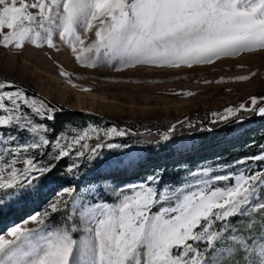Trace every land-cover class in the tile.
I'll use <instances>...</instances> for the list:
<instances>
[{
	"label": "snow or ice",
	"instance_id": "1",
	"mask_svg": "<svg viewBox=\"0 0 264 264\" xmlns=\"http://www.w3.org/2000/svg\"><path fill=\"white\" fill-rule=\"evenodd\" d=\"M26 42L55 51L67 47L86 69L192 68L264 53V0H0V46L19 50ZM240 109L264 117V104ZM59 111L22 86L0 82V215L5 196L19 204L52 191L63 158L72 163L60 175L75 178L81 162L118 147L105 138L129 134L112 126L50 136L46 121ZM174 130L161 139L169 141ZM21 134L29 142L19 143ZM93 139L98 142L90 146ZM235 163L242 166L238 172L190 171L194 180L163 192L151 176L114 191L111 203L82 204L75 189L61 188L44 210L0 234V264H229L233 251L248 253L247 264H264V227L257 244L251 234H234L232 219L264 217V145ZM224 241L233 246L223 247Z\"/></svg>",
	"mask_w": 264,
	"mask_h": 264
},
{
	"label": "rangeland",
	"instance_id": "2",
	"mask_svg": "<svg viewBox=\"0 0 264 264\" xmlns=\"http://www.w3.org/2000/svg\"><path fill=\"white\" fill-rule=\"evenodd\" d=\"M90 42L91 33L85 40V46ZM61 71L69 73L70 77L61 76ZM69 79L72 83L68 82ZM4 81L22 86L29 96L43 99L49 105L79 113L55 114L56 119L47 124L53 131L59 128L56 136L61 132L71 136L91 127L103 129L112 126L133 133L127 126L131 122L162 119L187 124L194 118L201 120L205 127L216 123L223 127L231 120L256 114L252 111V115L244 116L241 105L253 108L264 100V53L222 57L211 64L192 68L137 67L115 72L103 68H84L67 47L55 51L47 47L36 48L26 42L25 47L19 50L10 51L0 46V82ZM73 83L77 87H73ZM85 87L91 91H83ZM252 98H257L256 106L251 104ZM229 108L238 111L227 113ZM225 115L228 119L221 120L220 117ZM252 129L264 134V120L241 121L229 131L210 130L201 136L171 138L167 142L159 140L150 143L130 135L113 137L111 140L105 138L106 143L118 147L102 148L98 158L81 162L74 185L63 188L75 189L74 195L81 198L82 204L111 203L115 199L114 191L145 183L151 176L159 178L158 184L153 187L163 192L194 180L188 175L190 171L211 169L213 175L238 172L242 166L235 162L258 154L264 140L259 142L256 139L244 144L242 153L245 156L195 158L193 162L184 159L195 155L204 146L203 149L210 151V144L216 140L219 149L237 145ZM52 133L49 135L52 136ZM18 142H29V137L21 134ZM97 142L90 140L89 145ZM150 156L158 157V160L149 159ZM68 163L72 161L68 159ZM138 173L144 175L134 180L121 179ZM50 187L52 191L45 190L46 196L42 199H27L19 204H14L12 198L5 196L2 204L5 213L0 215V234L7 233L13 225L21 224L31 214L44 210L47 202L54 199L61 189L58 183ZM232 219L236 228L234 234H243L246 239L251 234L259 243L258 233L264 227V217L257 213L251 218ZM27 226L36 227L32 223ZM222 246L231 247L233 242L224 241ZM245 257L251 259L248 253H245ZM244 261L247 264V260Z\"/></svg>",
	"mask_w": 264,
	"mask_h": 264
},
{
	"label": "trees",
	"instance_id": "3",
	"mask_svg": "<svg viewBox=\"0 0 264 264\" xmlns=\"http://www.w3.org/2000/svg\"><path fill=\"white\" fill-rule=\"evenodd\" d=\"M249 107L245 106V109H248ZM243 110V109H242ZM244 111V116L252 115V111ZM65 112L68 114H79L76 111H67V110H62L60 112H57L56 115L59 116L60 113ZM62 116V115H61ZM264 120V117L262 116H257L255 114L250 118L251 121L255 120ZM176 121V120H175ZM46 123L50 124L49 121H46ZM173 125H175V130L171 134V138H177V137H196V136H201L202 134L208 133L210 130L211 131H229L231 128L234 127L235 124L232 125H226L223 127H220V123H216L214 125H207L206 127L204 126V123L201 120H195L192 118L188 123L184 124H176L174 121L171 120H156V121H136V122H131L127 126L129 130H132L133 133L128 132L130 136H135V137H140L146 142H155V141H161V136L164 132H167ZM58 127H56L52 133V136H56L58 132ZM256 139H259L258 141L264 140V134H261V132H258V129H252L251 131H248V135L243 136L241 141L238 142L237 145H230L229 147H223V148H218L216 145L219 143L217 140L213 141L210 144V151L205 150L202 147L197 150L195 155H189L186 159L187 162H193L195 158H206V159H213L216 157H223V156H234V155H243L245 154L242 153V148L244 144H247L251 141H254ZM149 159L158 160V157H151ZM69 165L68 159L63 158L60 160L57 164L56 172L59 177V186L61 188L68 186V185H74V178L67 177L65 178L64 176L60 175L62 172H64ZM144 175L143 173H138L129 177H121V179L124 180H134L135 178L142 177ZM225 182H219L217 186H224ZM245 253L242 252H237L233 251L232 256L226 257V260L229 262V264H246L245 259Z\"/></svg>",
	"mask_w": 264,
	"mask_h": 264
},
{
	"label": "water",
	"instance_id": "4",
	"mask_svg": "<svg viewBox=\"0 0 264 264\" xmlns=\"http://www.w3.org/2000/svg\"><path fill=\"white\" fill-rule=\"evenodd\" d=\"M14 84V83H13ZM16 85V84H14ZM262 104H264V100L258 105V106H261ZM257 106V107H258ZM254 116V115H253ZM251 117H248V118H237V119H234V120H231L230 122H228L227 124H225L224 126L226 125H232V124H236V123H239L241 121H248L250 120Z\"/></svg>",
	"mask_w": 264,
	"mask_h": 264
}]
</instances>
